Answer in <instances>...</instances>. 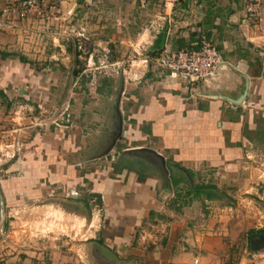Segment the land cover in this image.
Here are the masks:
<instances>
[{"label":"crops","instance_id":"0c3cea01","mask_svg":"<svg viewBox=\"0 0 264 264\" xmlns=\"http://www.w3.org/2000/svg\"><path fill=\"white\" fill-rule=\"evenodd\" d=\"M12 1L17 0H0V8ZM57 1L64 8L61 10L64 17L81 5L75 0ZM86 1L89 0L82 3ZM138 2L143 1H135ZM190 3L199 7L197 15L183 10L175 12L170 7L174 4L162 3L158 14L151 16V25L140 35V28L132 22L134 34L140 36L132 47L143 39L145 47L140 46L144 49L142 57L131 59L129 72L134 78L123 79V88L127 85L130 90L119 103L126 109L125 119L131 126L128 133L134 136L133 141H141L143 145L119 151L152 149L163 157L164 166L173 174L179 169L192 171L205 178L204 182L214 185L220 197L203 203L198 201V211L190 216L192 202L178 207L177 211L167 206L172 194L161 189L158 176H142L137 181L130 168L117 170L118 164L115 169L109 163L94 172L99 177L94 176L90 189L85 190V195L98 200L95 211L91 209L90 199L86 198L87 211L78 201L80 198L66 199L70 206L83 210V213L70 211V219L87 226L90 237L77 241L75 247L82 249L74 253L73 244L67 245L49 232L38 234L35 224L27 219L22 230H15L14 223L5 221L9 211L19 213L22 199L50 197L52 201L58 183L67 184L66 177L72 178L70 170V175L64 178L59 173L52 150H45L41 145L26 154L18 148L26 144L18 140L3 145L18 151L15 152L17 159L2 160L5 164H0L2 173L16 167L13 174L0 177V264H242L246 261V253L251 251L249 239L257 236L247 231H264V167L249 161L254 153L249 138L255 127L252 114L264 117V76H261L264 60L251 62L245 58L249 45L258 52L259 49L245 40L246 33L239 25L242 5L238 0H226L224 4L221 0H191ZM261 9L264 23V1ZM115 21V27L123 25ZM161 29L164 31L162 48L166 49L189 45L195 38L208 35L221 59L215 76L184 89L165 71L155 67L145 54ZM28 37L26 25L20 22L12 29L0 31L1 71L10 65L13 69L21 64L27 66L30 63L27 57L36 56L37 50L32 47L27 52L19 51L26 49ZM20 39H24V44ZM16 47L18 53L11 52ZM135 49L132 51L139 55ZM10 58H16V63H11ZM2 76L0 91L6 98L3 87L10 81ZM3 133L0 125V134ZM24 155L38 156V160H26L22 158ZM108 170L111 174L103 175ZM228 197L235 200L233 211L227 205L216 206V201ZM237 217L240 219L234 221ZM237 224L245 227L247 249L235 263L231 254L226 253V247L234 245ZM15 232L23 234L16 238ZM259 264H264V254Z\"/></svg>","mask_w":264,"mask_h":264},{"label":"rangeland","instance_id":"374dc122","mask_svg":"<svg viewBox=\"0 0 264 264\" xmlns=\"http://www.w3.org/2000/svg\"><path fill=\"white\" fill-rule=\"evenodd\" d=\"M135 1L137 2V0L86 1L68 12L60 27L50 21V14H43L42 20L27 17L20 23L26 25L28 45L26 49L19 51L23 53L35 48L36 56L27 57L30 62L27 66L21 64L18 65L19 68L13 69L14 67L10 65L5 71L0 70L2 78L10 81L3 87L10 104L7 108L0 104V113H3L0 125L5 132L0 134V164H5L2 160L17 159L15 152L18 151L12 147L5 148L3 145L19 140L20 144H26L24 147L20 145L19 151L26 154L41 145L45 150H52L53 160L59 164V173H62L63 178L72 174V178L66 177L67 184L58 183L56 195L52 194V201L50 197L22 199L21 202L24 203L18 208L19 213L17 210L9 211L10 215L4 217L5 221L14 223L15 230H22L27 219L35 224L38 234L41 231L43 234L49 232L57 236L58 240L65 241L67 245L73 244L74 253L82 249L75 247L77 241H84L90 237L87 235V226L70 219L72 216L69 213L80 211L83 213V210L70 206L66 199L84 197L87 194L85 190L91 187V180L95 179L94 172L107 167L109 163L116 169L117 164L122 162L118 160L120 149L137 144L143 145L141 141H133L134 136L128 133V127L131 126L125 119L126 109L119 101L121 99L123 102L124 93L130 90L127 85L123 88V79L134 78L131 75L133 73L129 72L131 59L142 57L144 39L136 47L132 46L140 40L142 30L151 25L150 20L153 19L151 16L157 15L161 4L165 2L141 0L144 3L136 4ZM190 1L180 0L178 4L170 7L175 12L183 10L197 15L199 7ZM221 1L224 4L226 0ZM53 2L60 11L64 9L58 5V1ZM115 20L123 25L115 27ZM132 22L140 28L138 36L132 30L134 27ZM69 27L81 36L62 33ZM23 40L20 39L21 44H24ZM132 48H136L135 51L139 55H136ZM101 49L107 50L104 60L101 57ZM16 50L17 47L11 52L18 53ZM247 50L245 58H249V61L257 62L262 58L264 60V52L260 50L258 52L250 45ZM15 59L10 58V62L16 63ZM74 71L76 74H73ZM17 76H20L19 80ZM252 115L255 127L249 138L254 153L249 156V161L264 167V117L259 114ZM36 157L24 155L22 158L37 161L38 156ZM110 158L113 162H110ZM144 167L146 169L142 176L157 177L146 164ZM14 168L16 167L12 166L8 173L0 171V177L2 174L3 177L13 174ZM138 168L136 165L130 167L133 172ZM110 174L111 171L108 170L103 175ZM198 178L199 182L205 180L200 175ZM85 198L90 199L89 204L94 210L97 198L91 195H85ZM192 203L189 209L190 216L199 209L198 201L194 200ZM234 203L235 200L230 197L221 198L220 201H216V206L227 205L233 211ZM238 219L240 218L233 220ZM242 224H237L233 232L234 245L226 247V253L231 254L230 257L235 263L247 249L243 235L245 227ZM20 232H15L16 238L22 236L23 233Z\"/></svg>","mask_w":264,"mask_h":264},{"label":"built area","instance_id":"2783aa9c","mask_svg":"<svg viewBox=\"0 0 264 264\" xmlns=\"http://www.w3.org/2000/svg\"><path fill=\"white\" fill-rule=\"evenodd\" d=\"M57 1V0H56ZM176 4L178 0H164ZM242 5L239 25L246 33L245 40L264 52V23L261 5L264 0H238ZM59 5V2H58ZM43 14H50V21L60 27L64 15L53 0H17L3 4L0 8V31L12 29L27 17L43 19ZM66 35L81 36L71 27L62 31ZM78 48V46H77ZM102 60L107 50L101 49ZM155 67L165 71L181 88H188L195 83L211 80L221 67V59L214 45L208 38L197 37L189 45L176 49L162 48L159 55L151 60ZM263 252L247 251L246 261L242 264H259ZM195 262V261H193Z\"/></svg>","mask_w":264,"mask_h":264},{"label":"trees","instance_id":"16d2710c","mask_svg":"<svg viewBox=\"0 0 264 264\" xmlns=\"http://www.w3.org/2000/svg\"><path fill=\"white\" fill-rule=\"evenodd\" d=\"M76 4H81L83 0H75ZM207 38L206 35H204ZM164 42V31L161 29L155 34L152 39L151 44L146 51V57L149 60L156 58L160 51L162 50ZM68 51V48H66ZM19 61L23 62L24 59L18 57ZM73 74H76L74 71ZM0 104L4 105V108H7L10 102L6 99L5 96L0 91ZM259 133V132H258ZM118 169H129L131 166L136 165L138 168L134 173L136 174V180L141 181L143 179L142 173L146 169L144 164L155 172L160 180L161 189L170 190L172 197L169 199L167 206L174 211H177L178 207L186 206L192 201H208L212 199H217L220 197L219 192L216 190L215 186L209 182H199L197 181L198 175L189 170L179 169L176 174H173L166 166V174L162 172L157 160L149 153L146 152H120L119 154ZM116 171V170H115ZM82 205L85 211L88 209L86 203V198L82 197L78 200ZM97 205H99L97 200ZM88 219V214L85 216ZM250 235H264L263 230H248Z\"/></svg>","mask_w":264,"mask_h":264},{"label":"water","instance_id":"95a60500","mask_svg":"<svg viewBox=\"0 0 264 264\" xmlns=\"http://www.w3.org/2000/svg\"><path fill=\"white\" fill-rule=\"evenodd\" d=\"M261 76H264V69L261 72ZM135 151L151 154L157 160V164L163 173H166L164 168V160L161 155L149 148H137ZM248 249L251 251L264 250V235H257L253 238H250L248 242Z\"/></svg>","mask_w":264,"mask_h":264},{"label":"flooded vegetation","instance_id":"af4514ba","mask_svg":"<svg viewBox=\"0 0 264 264\" xmlns=\"http://www.w3.org/2000/svg\"><path fill=\"white\" fill-rule=\"evenodd\" d=\"M252 237V236H251Z\"/></svg>","mask_w":264,"mask_h":264}]
</instances>
